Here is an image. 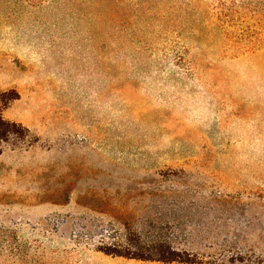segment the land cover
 I'll list each match as a JSON object with an SVG mask.
<instances>
[{
	"label": "rangeland",
	"instance_id": "rangeland-1",
	"mask_svg": "<svg viewBox=\"0 0 264 264\" xmlns=\"http://www.w3.org/2000/svg\"><path fill=\"white\" fill-rule=\"evenodd\" d=\"M0 264H264V0H0Z\"/></svg>",
	"mask_w": 264,
	"mask_h": 264
},
{
	"label": "trees",
	"instance_id": "trees-1",
	"mask_svg": "<svg viewBox=\"0 0 264 264\" xmlns=\"http://www.w3.org/2000/svg\"><path fill=\"white\" fill-rule=\"evenodd\" d=\"M16 126V124H12L6 122L0 116V138L6 137L7 133L9 132V128ZM160 252L158 256L151 257V256H144L141 254L135 253H122L117 249V247H99L98 250L108 256L113 257H120V258H128V259H137V260H151V261H158L163 263H179V264H198L194 256L188 253H181L172 249L171 247L166 246H159L158 247Z\"/></svg>",
	"mask_w": 264,
	"mask_h": 264
}]
</instances>
